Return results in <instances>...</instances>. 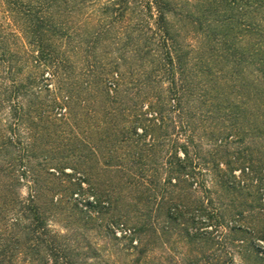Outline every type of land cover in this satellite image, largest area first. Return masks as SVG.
<instances>
[{
    "label": "trees",
    "instance_id": "trees-1",
    "mask_svg": "<svg viewBox=\"0 0 264 264\" xmlns=\"http://www.w3.org/2000/svg\"><path fill=\"white\" fill-rule=\"evenodd\" d=\"M88 1L0 0V40L27 38L39 48L36 68L57 82L41 96L33 73H2L12 84L0 89V112L10 108L5 129L0 120V264H78L98 254L89 230L134 252L131 264L152 252L165 260L158 264H264V96H225L223 79L190 68L196 59L170 30L164 0L145 7L157 13L149 32L125 36L126 46L145 43L132 53L144 79L126 86L118 66L84 88L62 79L79 54L95 68L93 50L128 8L114 7L120 16L92 32ZM256 4L261 12L264 0ZM65 38L74 56L57 51ZM256 60L264 87L262 49ZM53 215L86 233L57 234Z\"/></svg>",
    "mask_w": 264,
    "mask_h": 264
},
{
    "label": "rangeland",
    "instance_id": "rangeland-1",
    "mask_svg": "<svg viewBox=\"0 0 264 264\" xmlns=\"http://www.w3.org/2000/svg\"><path fill=\"white\" fill-rule=\"evenodd\" d=\"M58 1L61 3L64 0ZM152 1H88L85 13H88L93 21L90 26L93 28L92 32L106 28L111 20H114L116 16H120V12L124 13V17L116 23L115 27L107 29L106 35L102 37L101 42L93 50L97 61L93 64L95 68H89L84 54H79L75 59L71 60L72 69H70L67 78L64 77L62 79H77L78 83L84 88L87 81L102 79L99 76L102 73L105 74L106 71L104 69H112V73L116 66L119 67L117 72L123 76L122 79H124L126 86H129L131 82V84H134L133 79H144L142 73L145 68H142V64L137 61L138 57H134L132 53H134L135 49L143 48L145 43L143 40L138 41L134 49L131 46H126L127 39L125 36L137 37L153 28L154 21L150 17L153 15V18H156L157 13L154 9L150 13L149 9L145 8ZM164 1L173 5V10L167 14L170 30L179 36L178 39L183 48L187 52H192L191 58L193 60L196 59L191 61L190 68L195 69V64H197L196 69L203 71L202 78L208 79V81L211 79H223L220 81L219 88L220 93L225 96L238 97V99H251L258 95L264 96V87L258 85L257 76L259 73L255 64L259 50L262 49L264 51V37H261V42H258V31L264 32V8L261 12H258L260 6L256 4L257 0ZM122 5H128L126 11L113 12V9ZM4 17L3 14H0V20ZM142 21H147V24L144 25ZM79 22L80 19H76L75 23ZM85 39L86 37L80 35L77 37L79 42ZM17 42L18 45L16 44ZM58 42L55 47L59 53H65L67 56L75 55L73 53L75 47L73 48L66 38ZM82 47L85 48L86 45ZM238 54H240L242 59L240 65H238L236 60ZM38 55L39 48L28 45L27 38H19L18 40V38L9 37L0 40V89L4 91V88L12 84V79H5L2 74L12 68L20 77V79L14 80H23L21 79L23 76L27 78L29 72L33 73L36 79L35 87L39 86L37 90L34 88V91L38 92L39 89H43L40 95L44 96L47 93L45 91L47 82L45 79L49 78V72L43 66L36 68L35 60ZM4 60L8 61V64H4ZM150 61L151 56L145 61L146 69L148 70L155 67ZM202 78L199 76L196 79ZM85 79L87 80L85 81ZM107 79L119 78L116 74H110ZM56 83L47 82L50 87H54L57 85ZM241 83L245 85L246 91L233 90L232 85L237 87ZM161 87L166 86L161 84ZM258 87L260 90H257ZM3 93L0 91V98ZM8 115H10V108L6 106L0 112L1 127L4 129L7 125L6 121L9 120ZM6 157L5 153L0 154V163ZM68 172L70 173L71 170H68ZM19 193L22 196H27L28 187L22 186ZM49 224L52 230L59 235L71 234L70 229H77V233H86L87 231L82 224L78 228H68L61 217H55L54 215L49 219ZM104 233V231L89 230L87 238L98 254L96 257L78 260V264H131L136 254L125 251L122 244L118 246L113 244L112 241L105 238ZM160 256V252H152L146 259L144 258L143 264H158L161 261H165ZM236 264H242L239 258H236Z\"/></svg>",
    "mask_w": 264,
    "mask_h": 264
}]
</instances>
